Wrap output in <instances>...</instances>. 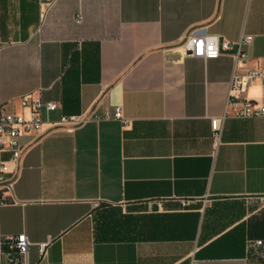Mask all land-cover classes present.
I'll return each mask as SVG.
<instances>
[{
    "label": "crops",
    "instance_id": "0c3cea01",
    "mask_svg": "<svg viewBox=\"0 0 264 264\" xmlns=\"http://www.w3.org/2000/svg\"><path fill=\"white\" fill-rule=\"evenodd\" d=\"M196 30L252 36L246 67L232 51L188 56ZM0 39V109L21 112L22 96L58 106L20 136L17 164L0 153V251L23 234L28 264H264V244L246 248L264 242V117L227 105L234 69L264 66V0H0ZM241 96L264 105L258 84ZM115 108L125 123L93 120ZM161 214L165 239L141 240L142 217ZM192 214L188 238L168 228Z\"/></svg>",
    "mask_w": 264,
    "mask_h": 264
},
{
    "label": "built area",
    "instance_id": "2783aa9c",
    "mask_svg": "<svg viewBox=\"0 0 264 264\" xmlns=\"http://www.w3.org/2000/svg\"><path fill=\"white\" fill-rule=\"evenodd\" d=\"M81 14L76 15L75 21L80 23ZM252 36L242 35L236 42H230L218 35L208 34L203 30L191 32L181 43L188 56L201 59H216L219 56L232 51L230 56L234 61V68L246 67V53L243 52V46L252 42ZM4 42L0 39V46ZM258 84L264 88V66L245 68L242 73L236 70L231 74L229 81L228 107L235 109V115L243 118L264 117V105L257 104L252 100L242 97L251 86ZM21 112H13L0 109V153L9 155L8 162L17 164L25 153V147L20 142L22 134L36 133L42 126V111L52 112L57 109L55 102H43L39 98L22 96L20 99ZM222 118L211 120V130L213 140L218 144L221 136ZM88 118L80 116H62L58 123L67 128H74L83 125ZM96 121L116 120L125 123L120 108H115L112 113H104L102 116L94 117ZM8 168L5 162L0 160V206L7 204V198L4 195L6 189L10 188V178ZM259 202L264 203V196L256 197ZM264 242L256 240L248 242L246 248L260 247ZM30 242L26 236H9L2 242L0 251V264H28L27 255Z\"/></svg>",
    "mask_w": 264,
    "mask_h": 264
},
{
    "label": "trees",
    "instance_id": "16d2710c",
    "mask_svg": "<svg viewBox=\"0 0 264 264\" xmlns=\"http://www.w3.org/2000/svg\"><path fill=\"white\" fill-rule=\"evenodd\" d=\"M174 216H168V223L169 229L173 228V225L175 226H179L178 228H183L184 231L188 234V233H192L195 228L196 225L198 223V217L195 214L192 215H182L177 217L176 221L173 219ZM167 217L165 215H156L153 217H142L141 220V225L140 226V230H139V235H140V239L141 240H159L164 238L165 239V235H167V233L165 232V219ZM176 222V223H175ZM253 228H258L259 226L254 223L252 225ZM256 230V229H254ZM189 231V232H187ZM137 234V232H136ZM171 234V233H170ZM192 234H190L191 236ZM259 237L264 238V229L260 228V233L257 234ZM257 236V237H258ZM175 238H181V236H174ZM174 237H170V238H174ZM186 238L189 237V234L187 236H184ZM248 240H253V239H260V238H255V237H251V235H247L245 237ZM246 241V240H245Z\"/></svg>",
    "mask_w": 264,
    "mask_h": 264
},
{
    "label": "rangeland",
    "instance_id": "374dc122",
    "mask_svg": "<svg viewBox=\"0 0 264 264\" xmlns=\"http://www.w3.org/2000/svg\"><path fill=\"white\" fill-rule=\"evenodd\" d=\"M260 204H264V203H261V202H260Z\"/></svg>",
    "mask_w": 264,
    "mask_h": 264
}]
</instances>
